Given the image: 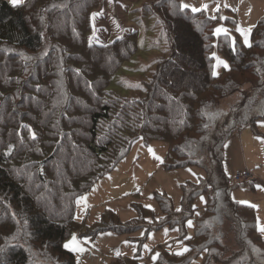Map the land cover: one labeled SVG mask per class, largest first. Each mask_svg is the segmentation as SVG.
I'll return each mask as SVG.
<instances>
[{
	"label": "trees",
	"instance_id": "1",
	"mask_svg": "<svg viewBox=\"0 0 264 264\" xmlns=\"http://www.w3.org/2000/svg\"><path fill=\"white\" fill-rule=\"evenodd\" d=\"M100 1L0 0V264H76L75 251L64 246L84 230L76 199L139 139L168 143L167 169L205 172L182 184L180 209L166 192L155 193L160 213L150 224H161L148 231L183 227L196 215L194 230L183 252L160 245L152 263L137 255L111 264H190L200 254L202 264H264L255 207L232 198L245 184L230 186L224 166L227 140L264 120V15L250 45L240 34L232 44L229 32L216 36V18L204 9L180 0L143 4L163 24L171 53L158 60L147 94L130 98L109 86L138 51L139 31L91 42ZM215 48L226 60L219 73ZM134 220L122 223L106 209L89 234L134 232Z\"/></svg>",
	"mask_w": 264,
	"mask_h": 264
},
{
	"label": "rangeland",
	"instance_id": "2",
	"mask_svg": "<svg viewBox=\"0 0 264 264\" xmlns=\"http://www.w3.org/2000/svg\"><path fill=\"white\" fill-rule=\"evenodd\" d=\"M7 1L11 3V0ZM23 1L20 0L19 4ZM152 1L101 0L92 13V29L88 38L93 43L106 44L125 33L139 31L138 51L118 69L109 86L123 97L145 96L147 82L152 79L158 60L171 53L167 33L158 16L143 9V4ZM180 1L182 6L204 9L215 17L216 36L229 32L232 44L240 34L244 43L250 45L253 27L264 15V0ZM230 18H234L236 24ZM218 28L222 29L219 33L216 32ZM214 55V72L219 73L226 60L216 48ZM167 151L166 142L151 140L145 144L143 139L137 140L126 157L99 179L89 192L76 199L75 220L83 224L84 230L73 232L65 241V244L69 243L75 236L74 247L83 249L74 250L76 264H111L118 256L135 258L137 255L142 262L152 263L158 256L160 245L175 252L187 250L184 240L193 234L196 215L181 228L165 225L148 231L152 226L161 224V218L150 224L156 218L154 212L160 213L156 192H166L172 198L174 208L180 209L182 184L187 180L196 182L205 175L204 170L197 166L167 169L164 164ZM224 154L230 186L237 184L234 178L237 172L249 171L253 175L250 181L244 182L245 185L233 188L231 196L234 200L254 205L260 230L264 227V120L258 121L256 126L249 125L235 132L225 143ZM205 201V194L194 200L198 212L195 214H199ZM106 209L114 211L122 223L135 218L133 223L139 229L130 233L104 231L91 236L89 233L99 227L94 223L101 219ZM107 221L112 223L111 219ZM108 226L105 224V227ZM197 252L199 248L194 249V254ZM202 257L203 254H200L190 264H202Z\"/></svg>",
	"mask_w": 264,
	"mask_h": 264
},
{
	"label": "snow or ice",
	"instance_id": "3",
	"mask_svg": "<svg viewBox=\"0 0 264 264\" xmlns=\"http://www.w3.org/2000/svg\"><path fill=\"white\" fill-rule=\"evenodd\" d=\"M11 3L15 6L17 4L20 3V0H11ZM184 7H188V5H184ZM206 7V6H205ZM197 9H193V11H196ZM222 29H216V32L219 33L221 32ZM191 224V222L189 221V225ZM260 231L264 232V227L260 228ZM74 245H76V238L75 236L73 237V239L69 242V243H66L64 246L65 248H69L70 250H78V251H83L82 248H77V247H74Z\"/></svg>",
	"mask_w": 264,
	"mask_h": 264
},
{
	"label": "built area",
	"instance_id": "4",
	"mask_svg": "<svg viewBox=\"0 0 264 264\" xmlns=\"http://www.w3.org/2000/svg\"><path fill=\"white\" fill-rule=\"evenodd\" d=\"M252 177L253 175L251 172L245 171L243 173L237 172L234 178L237 183H244L250 181Z\"/></svg>",
	"mask_w": 264,
	"mask_h": 264
},
{
	"label": "crops",
	"instance_id": "5",
	"mask_svg": "<svg viewBox=\"0 0 264 264\" xmlns=\"http://www.w3.org/2000/svg\"><path fill=\"white\" fill-rule=\"evenodd\" d=\"M254 206V205H253ZM159 212H160V209H159ZM184 226H185V224H184ZM173 227V226H172ZM179 228H181L180 226H178ZM259 228V227H258ZM261 232V231H260ZM262 233V232H261ZM264 237V236H263Z\"/></svg>",
	"mask_w": 264,
	"mask_h": 264
}]
</instances>
